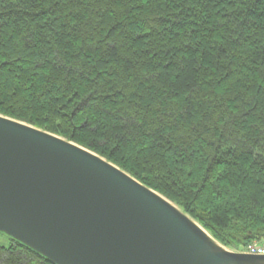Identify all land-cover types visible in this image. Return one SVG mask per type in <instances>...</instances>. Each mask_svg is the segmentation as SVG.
Masks as SVG:
<instances>
[{
    "label": "trees",
    "instance_id": "trees-1",
    "mask_svg": "<svg viewBox=\"0 0 264 264\" xmlns=\"http://www.w3.org/2000/svg\"><path fill=\"white\" fill-rule=\"evenodd\" d=\"M0 114L112 162L230 250L264 241V0H0ZM9 239L0 264H53Z\"/></svg>",
    "mask_w": 264,
    "mask_h": 264
},
{
    "label": "water",
    "instance_id": "water-1",
    "mask_svg": "<svg viewBox=\"0 0 264 264\" xmlns=\"http://www.w3.org/2000/svg\"><path fill=\"white\" fill-rule=\"evenodd\" d=\"M0 232L53 264H264L95 152L1 114Z\"/></svg>",
    "mask_w": 264,
    "mask_h": 264
},
{
    "label": "built area",
    "instance_id": "built-area-1",
    "mask_svg": "<svg viewBox=\"0 0 264 264\" xmlns=\"http://www.w3.org/2000/svg\"><path fill=\"white\" fill-rule=\"evenodd\" d=\"M244 252L250 253V254H264V241L262 242H255L248 248L244 249Z\"/></svg>",
    "mask_w": 264,
    "mask_h": 264
},
{
    "label": "rangeland",
    "instance_id": "rangeland-1",
    "mask_svg": "<svg viewBox=\"0 0 264 264\" xmlns=\"http://www.w3.org/2000/svg\"><path fill=\"white\" fill-rule=\"evenodd\" d=\"M10 239L7 235L0 232V246L8 247L10 245ZM240 251V250H239Z\"/></svg>",
    "mask_w": 264,
    "mask_h": 264
}]
</instances>
